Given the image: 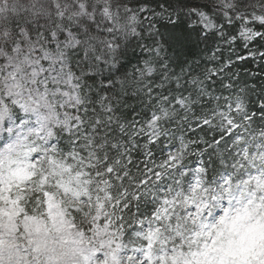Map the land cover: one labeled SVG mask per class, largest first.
Masks as SVG:
<instances>
[{
  "label": "snow or ice",
  "instance_id": "1",
  "mask_svg": "<svg viewBox=\"0 0 264 264\" xmlns=\"http://www.w3.org/2000/svg\"><path fill=\"white\" fill-rule=\"evenodd\" d=\"M0 264H264V0H0Z\"/></svg>",
  "mask_w": 264,
  "mask_h": 264
}]
</instances>
